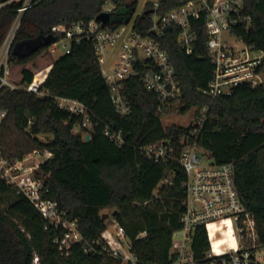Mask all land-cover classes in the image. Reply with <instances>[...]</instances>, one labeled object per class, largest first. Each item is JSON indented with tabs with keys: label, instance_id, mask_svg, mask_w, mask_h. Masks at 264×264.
Segmentation results:
<instances>
[{
	"label": "trees",
	"instance_id": "obj_1",
	"mask_svg": "<svg viewBox=\"0 0 264 264\" xmlns=\"http://www.w3.org/2000/svg\"><path fill=\"white\" fill-rule=\"evenodd\" d=\"M183 1L161 0L158 9L150 5L136 16L138 0H37L22 18L10 63L25 66L48 48L29 54L13 52L19 43L38 37L54 40L52 27L89 23L107 6L112 7L108 12L110 20L103 27L116 30L133 21L135 30L147 34L154 14L163 16L179 8ZM244 3L252 23L249 28L238 26L233 32L247 47L264 54V0ZM152 10L153 14L147 13ZM15 18L14 12L0 13V48ZM191 26L196 34L191 55L178 45L179 28L174 27L159 39L180 80L179 112H199L209 107L199 146L211 154L216 164H233L240 198L253 214L264 243V86L243 84L231 95L215 99L204 94L215 69L206 51L205 18L192 19ZM259 70L264 72V58ZM22 75L21 85L34 79L28 69ZM125 83L124 94L133 112L123 118L113 106L93 42L84 40L74 43L69 54L53 62L43 83L48 96L1 86L0 110L5 114L0 121V160L13 164L34 152L47 153L50 158L35 173L48 190L45 197L57 200L68 219L77 221L79 232L89 244L100 241L108 229L102 211L115 208L114 221L124 227L131 240L135 264H173L172 236L181 228L185 211L182 183L186 176L177 162H151L139 148L171 141L175 157L179 158L181 137L192 126L164 127L163 117L157 115L156 95L143 87L139 77ZM58 97L79 100L91 108L94 125L88 141L86 131L75 132L81 118L61 109ZM96 122L121 128L127 144L123 148L114 145ZM40 135L50 138L43 141ZM62 232L61 228L48 226L29 199L0 178V264H31L36 254L43 264H122L120 260L86 252L81 244L72 246L69 255L62 254L55 243ZM193 248L198 256L209 249L205 230L196 233Z\"/></svg>",
	"mask_w": 264,
	"mask_h": 264
},
{
	"label": "built area",
	"instance_id": "obj_2",
	"mask_svg": "<svg viewBox=\"0 0 264 264\" xmlns=\"http://www.w3.org/2000/svg\"><path fill=\"white\" fill-rule=\"evenodd\" d=\"M36 1L0 0V13H16L14 23L0 48V87L24 89L38 97H45L49 91L43 88L44 72H38L30 84L21 87L11 83L7 75L10 52L22 18ZM158 8L159 2L154 4V9ZM109 11L105 9L104 13ZM202 16L207 31L206 51L215 68L208 89L203 93L215 99L231 95L243 84L264 86V72L259 70L263 57L254 55L260 52L247 47L233 32L238 26L249 28L252 23L244 0H184L179 8L163 16L154 14L153 25L147 34L138 32L133 26L130 30L126 26L116 30L103 27L96 19L89 23L56 25L52 27L54 42L48 46L47 52L57 54L61 48L63 54H69L74 43L92 41L116 112L123 118L132 114V105L124 94L125 82L139 77L143 87L156 95L157 115L164 117L180 102L182 89L171 59L161 47L159 39L177 27L180 29L178 45L191 55L196 41L191 20H198ZM119 41H122V45L115 57L113 72L107 73L104 66L111 49ZM238 43L243 46L238 47ZM57 102L61 109L81 118L76 128L86 131L85 137H90L89 131L94 125L91 108L69 98L58 97ZM208 111L209 107L206 106L192 118V129L181 137L179 158L175 157V147L171 141L139 148L140 153L151 162L163 165L177 162L186 176L182 183L186 195L185 211L180 219L181 228L174 231L172 236L173 264H262L259 252L264 250V243L261 242L253 214L247 211L240 198L233 164H216L211 154L199 146ZM4 114L0 110V121ZM100 124L96 122L97 126ZM101 125L103 135L114 145L123 148L127 144L121 128L110 123ZM20 170L23 168L19 162L12 164L0 160V178L16 186L39 211L48 226L63 230L55 241L62 254L69 255L72 246L81 244L85 245L86 252L94 255L125 261V264L136 263L133 255H127L124 249L128 237L123 226L115 222L113 230L108 229L100 241L89 244L79 232L77 221L68 219L57 200L45 197L48 190L43 180L36 177L35 171L26 169L20 173ZM216 223L224 224L212 228ZM200 229L206 231L209 249L198 256L193 243ZM101 242L103 245L99 247ZM31 264L43 263L36 254Z\"/></svg>",
	"mask_w": 264,
	"mask_h": 264
},
{
	"label": "rangeland",
	"instance_id": "obj_3",
	"mask_svg": "<svg viewBox=\"0 0 264 264\" xmlns=\"http://www.w3.org/2000/svg\"><path fill=\"white\" fill-rule=\"evenodd\" d=\"M159 1L161 0H138V8H137L136 16L141 15L150 5H154L155 3ZM111 8H112L111 6H107L105 9L110 10ZM132 26H133V21L129 25L126 26V29L130 30ZM29 43H30L29 41H24L22 43H19L13 48V52L20 53L21 50H25V49L28 50L30 48ZM121 45H122V41H119L117 45L113 47V49H111V54L107 60V63L104 66L107 73L113 72L114 65H115V57L117 56ZM240 46H243V44L240 43L238 47ZM63 52L64 50L60 48L57 54L51 55L50 53L47 52V49H46L37 58H35L33 61H31L29 64L25 66H17V65H12L11 63H9L8 74H7L9 81L17 86H20V87L23 86L21 85V80L23 77L22 72L24 69H28L32 71L35 76V74H37L38 72L44 71V70L38 71L39 69L51 65L59 56L63 54ZM254 55L256 56L260 55L261 57L264 58V54L262 52H260V54L256 53ZM9 62H10V58H9ZM179 107H180V102L174 107V109L170 112V114H167L162 118V123L164 127L167 128V127H172V126H181V127L187 128L192 125V118L194 117L195 114L198 113L196 112V109H191L186 114H183L179 112ZM80 131L81 130L78 128L75 129V132L77 133H79ZM39 138L43 141H46V139L50 138V136L40 135ZM49 158L50 156L47 153L34 152L32 154H29L28 156L25 157L24 160L19 162L21 167L23 168V170H20L19 172L24 173L26 169H33V171L37 173V171L39 170L40 164H42ZM114 212H115V208H107L102 211L104 215L105 214L109 215L108 218L106 219L108 223L107 228L109 230H113V225L115 224L114 216H113ZM130 245H131V240L128 238L124 244V249L127 255L129 256L131 255ZM259 256H260V262L264 264V250L259 252ZM121 262L122 264L126 263L125 261H121ZM109 264H116V263L111 262Z\"/></svg>",
	"mask_w": 264,
	"mask_h": 264
},
{
	"label": "water",
	"instance_id": "obj_4",
	"mask_svg": "<svg viewBox=\"0 0 264 264\" xmlns=\"http://www.w3.org/2000/svg\"><path fill=\"white\" fill-rule=\"evenodd\" d=\"M147 13H154V11L152 10V11H148ZM109 20H110V15H109V13H102V14H100L97 18H96V21L97 22H100V23H102L103 24V26H106L107 24H108V22H109ZM30 43H29V49L27 50V49H25V50H21L20 51V54L22 53V52H24L25 54H29V53H31V52H33V51H35V50H37V49H39V48H42V47H44V46H50L53 42H54V40L53 39H46V38H42V37H38V38H36L35 40H32V41H29ZM90 139V137L89 136H87L86 137V140L88 141ZM117 215V211H115L114 213H113V216H116ZM108 216L109 215H104L103 216V219H107L108 218Z\"/></svg>",
	"mask_w": 264,
	"mask_h": 264
},
{
	"label": "crops",
	"instance_id": "obj_5",
	"mask_svg": "<svg viewBox=\"0 0 264 264\" xmlns=\"http://www.w3.org/2000/svg\"><path fill=\"white\" fill-rule=\"evenodd\" d=\"M53 64V63H52ZM52 64L51 65H49V66H47V67H43V68H41V69H39L38 71H40V70H44V71H42V72H44V74L46 75L45 76V79L47 78V76H48V74H49V72H50V70H51V68H52ZM37 71V72H38ZM35 73V72H34ZM23 76V75H22ZM23 78V77H22ZM22 81V80H21Z\"/></svg>",
	"mask_w": 264,
	"mask_h": 264
},
{
	"label": "bare ground",
	"instance_id": "obj_6",
	"mask_svg": "<svg viewBox=\"0 0 264 264\" xmlns=\"http://www.w3.org/2000/svg\"><path fill=\"white\" fill-rule=\"evenodd\" d=\"M224 224V223H223ZM223 224H220V223H216L214 226H212V228H217V227H221ZM217 245V244H216Z\"/></svg>",
	"mask_w": 264,
	"mask_h": 264
}]
</instances>
